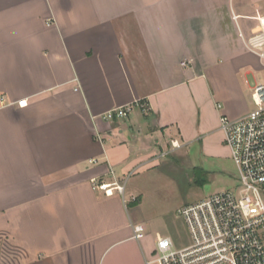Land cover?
I'll return each mask as SVG.
<instances>
[{
	"label": "crops",
	"instance_id": "0c3cea01",
	"mask_svg": "<svg viewBox=\"0 0 264 264\" xmlns=\"http://www.w3.org/2000/svg\"><path fill=\"white\" fill-rule=\"evenodd\" d=\"M261 19L264 0H0V264H146L126 183L251 112Z\"/></svg>",
	"mask_w": 264,
	"mask_h": 264
},
{
	"label": "built area",
	"instance_id": "2783aa9c",
	"mask_svg": "<svg viewBox=\"0 0 264 264\" xmlns=\"http://www.w3.org/2000/svg\"><path fill=\"white\" fill-rule=\"evenodd\" d=\"M259 22L258 31L247 38L246 45L264 61V19ZM182 65L187 66V62ZM252 98L255 109L246 116L231 119L223 115L220 119L239 186L185 206L180 217L187 228V242L179 247L171 235L157 234L146 264H264V83L255 86ZM1 102L5 103L4 97ZM139 107L148 110L145 104ZM132 108L111 110L103 119H125ZM171 144L174 149L181 148L177 140ZM92 185L106 195L124 192V186L116 181L93 179ZM133 238H145L143 225L133 226Z\"/></svg>",
	"mask_w": 264,
	"mask_h": 264
},
{
	"label": "rangeland",
	"instance_id": "374dc122",
	"mask_svg": "<svg viewBox=\"0 0 264 264\" xmlns=\"http://www.w3.org/2000/svg\"><path fill=\"white\" fill-rule=\"evenodd\" d=\"M250 78V85L241 81L247 94L249 110L255 109L253 88L264 83V69ZM251 88V90H250ZM218 109V108H217ZM222 111V109H218ZM224 116H227L225 113ZM216 131L199 143L159 159L150 173L135 175L127 181L126 207L132 218L145 227V251L154 247L151 238L171 235L177 246L187 242V228L180 211L187 205L239 186V174L235 166L221 122ZM130 192L140 195L141 203L131 206ZM135 208L134 210H132Z\"/></svg>",
	"mask_w": 264,
	"mask_h": 264
},
{
	"label": "trees",
	"instance_id": "16d2710c",
	"mask_svg": "<svg viewBox=\"0 0 264 264\" xmlns=\"http://www.w3.org/2000/svg\"><path fill=\"white\" fill-rule=\"evenodd\" d=\"M138 202V199H136V201L134 203H137Z\"/></svg>",
	"mask_w": 264,
	"mask_h": 264
}]
</instances>
